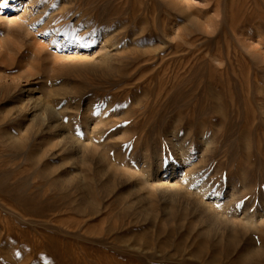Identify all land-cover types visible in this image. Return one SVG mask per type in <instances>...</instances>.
<instances>
[{"label":"rangeland","instance_id":"1","mask_svg":"<svg viewBox=\"0 0 264 264\" xmlns=\"http://www.w3.org/2000/svg\"><path fill=\"white\" fill-rule=\"evenodd\" d=\"M28 3L0 0V264H264V0Z\"/></svg>","mask_w":264,"mask_h":264},{"label":"bare ground","instance_id":"2","mask_svg":"<svg viewBox=\"0 0 264 264\" xmlns=\"http://www.w3.org/2000/svg\"><path fill=\"white\" fill-rule=\"evenodd\" d=\"M31 3H28L27 8L25 7L23 10H21L22 13H20V19L23 21H25L27 23V25L29 26V28H34L36 29V26L41 24V0H30ZM18 3V2H16ZM22 5V4H21ZM20 5V6H21ZM15 6V5H14ZM55 6V5H54ZM53 6V7H54ZM19 8V7H18ZM16 7V9H18ZM46 10V9H45ZM55 11V10H54ZM38 12L37 20H33L34 16H32L34 13ZM52 15V13H51ZM54 16H52L53 18ZM36 19V18H35ZM54 19V18H53ZM84 19V18H83ZM16 23V22H15ZM21 25V24H20ZM25 25V23L23 24ZM22 26V25H21ZM55 30L57 31V29L55 28ZM93 30V29H92ZM40 31V30H37ZM38 34V33H36ZM35 37H37L35 35Z\"/></svg>","mask_w":264,"mask_h":264}]
</instances>
